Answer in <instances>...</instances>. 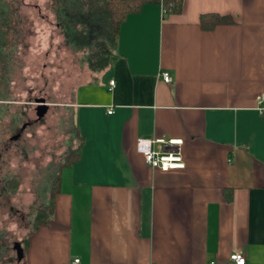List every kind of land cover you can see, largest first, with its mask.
<instances>
[{
    "label": "crops",
    "instance_id": "obj_1",
    "mask_svg": "<svg viewBox=\"0 0 264 264\" xmlns=\"http://www.w3.org/2000/svg\"><path fill=\"white\" fill-rule=\"evenodd\" d=\"M208 13L232 21L205 30ZM260 97L264 0L129 15L108 67L75 90L79 156L27 239L26 264H234L235 252L264 264ZM139 138L181 139L185 167H150Z\"/></svg>",
    "mask_w": 264,
    "mask_h": 264
},
{
    "label": "rangeland",
    "instance_id": "obj_2",
    "mask_svg": "<svg viewBox=\"0 0 264 264\" xmlns=\"http://www.w3.org/2000/svg\"><path fill=\"white\" fill-rule=\"evenodd\" d=\"M70 4L67 23L60 0H0V264H26L27 239L49 217L55 180L80 149L75 90L108 67L94 63L115 54L105 25L90 31L78 18L87 0ZM41 99L49 109L38 119ZM16 242L24 249L20 263Z\"/></svg>",
    "mask_w": 264,
    "mask_h": 264
},
{
    "label": "trees",
    "instance_id": "obj_3",
    "mask_svg": "<svg viewBox=\"0 0 264 264\" xmlns=\"http://www.w3.org/2000/svg\"><path fill=\"white\" fill-rule=\"evenodd\" d=\"M76 1L69 0L70 3H74ZM70 3L69 5L71 6ZM60 4L61 8H59V16L64 18L68 23V21H70L72 18L69 13L71 12V9L66 0H60ZM148 4L160 5L164 16L173 13H179L182 11L183 8V0H87L86 5H89L90 8L86 9L85 14L79 13L77 16L80 20L83 21V23L86 24V26H89L90 31L92 27H94L95 29L97 26L100 25L103 28V26L105 25L104 30L107 31V35H103L102 31V33L98 30L97 31L100 32L103 36H105L106 40L114 42V44H116L122 23L126 20L129 15L139 13L142 8ZM231 21L232 20L229 17L208 13L203 14L201 16L200 25L205 30H211L220 24H226ZM108 63V60L100 59L98 62H96V64L94 63L93 67L97 70L103 69L108 65ZM78 156L79 152L75 157L70 159L69 165H71L75 160H77ZM55 181H57L58 190L52 193L51 208L53 206L55 196L59 191L61 175ZM45 213L46 212L44 210H41L39 215L45 217ZM47 221L48 218L40 220V222L35 225L33 231H35L40 225L46 223Z\"/></svg>",
    "mask_w": 264,
    "mask_h": 264
},
{
    "label": "built area",
    "instance_id": "obj_4",
    "mask_svg": "<svg viewBox=\"0 0 264 264\" xmlns=\"http://www.w3.org/2000/svg\"><path fill=\"white\" fill-rule=\"evenodd\" d=\"M162 78L165 82L172 81L169 72H162ZM110 89H113L115 82L111 81ZM257 111L264 114V97L258 99ZM112 111L110 110L109 113ZM183 141L181 139H148L139 138L137 140V149L143 155L145 162L152 168L161 171H169L173 169H183L185 162L183 160L180 147ZM230 260L234 264H246V257L241 252L231 254ZM80 259H74L71 264H80Z\"/></svg>",
    "mask_w": 264,
    "mask_h": 264
},
{
    "label": "water",
    "instance_id": "obj_5",
    "mask_svg": "<svg viewBox=\"0 0 264 264\" xmlns=\"http://www.w3.org/2000/svg\"><path fill=\"white\" fill-rule=\"evenodd\" d=\"M48 109H49V106L46 103H44V100L41 99L40 101H37L36 115H37L38 119H42L46 115V113L48 112ZM24 129H25V127H23L21 129V132ZM19 136H20V134L11 138V140L12 141L16 140ZM14 250L16 251L17 261L21 262L24 258L23 246L19 242H16L14 244Z\"/></svg>",
    "mask_w": 264,
    "mask_h": 264
}]
</instances>
